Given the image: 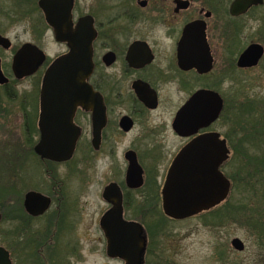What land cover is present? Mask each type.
Wrapping results in <instances>:
<instances>
[{"label": "flooded vegetation", "instance_id": "flooded-vegetation-1", "mask_svg": "<svg viewBox=\"0 0 264 264\" xmlns=\"http://www.w3.org/2000/svg\"><path fill=\"white\" fill-rule=\"evenodd\" d=\"M23 1L0 0V37L9 45L0 44V52L13 53L11 74L3 71L0 57L8 79L0 84V130L4 129L2 119L17 111L13 155L0 157L9 170L7 184L0 183V264H100L102 245L109 260L103 264H126L121 257L108 254L102 225L118 207L124 222L142 227L146 243L141 264H175L158 251V236L148 225L147 214H164L163 191L179 153L198 137L219 134L230 151L220 171L230 180L233 192L227 168L234 158V146L223 131L231 114L237 124L238 147L250 144L255 149L256 154L247 161L256 166L258 175L264 165L260 103L248 99L243 84L239 103L230 101L227 92L230 80L244 83L245 76L257 77L264 71V53L257 65L239 66L250 45L264 49L259 42L246 48L240 44L249 17L260 21L256 33L264 35V2L233 16L231 7L236 0H73L74 27L86 18L92 24V72L86 79L92 92L79 94L85 100L72 116L77 134L73 156L54 161L35 150L41 141V89L45 73L70 48L66 42L56 41L39 0L32 8L24 6L29 0ZM37 9L47 32L64 48L59 55L49 56L35 38L16 44L9 37L22 16L31 19ZM191 24L194 30L187 34ZM30 31L35 37L36 27ZM213 37L219 48L213 45ZM27 43L38 46L47 58L34 75L17 79L12 72L13 58ZM27 80L33 81L32 90H19L20 83ZM212 92L223 101L216 121L198 127L195 113L188 119L180 115L198 93ZM233 105L237 111L232 114ZM56 121L62 120L57 117ZM52 123V117L46 120L50 128ZM252 134L262 137V145L254 147ZM167 149L170 151L165 153ZM90 162H108L110 170L104 173L107 180L97 183L93 196L89 189L94 177L87 171ZM62 167L65 171L59 172ZM247 167L252 169L248 165L241 170ZM227 208L226 200L197 216L220 209L224 220ZM133 211L140 217L133 219ZM165 217L169 222L182 221Z\"/></svg>", "mask_w": 264, "mask_h": 264}, {"label": "water", "instance_id": "water-1", "mask_svg": "<svg viewBox=\"0 0 264 264\" xmlns=\"http://www.w3.org/2000/svg\"><path fill=\"white\" fill-rule=\"evenodd\" d=\"M263 2L236 0L231 7V14H243L251 6ZM38 4L54 31L56 41L66 42L70 52L59 57L44 75L41 89V141L35 150L43 158L65 161L75 151L77 134L72 116L77 105L85 100L79 94L92 92L86 79L92 72L93 29L89 18L80 20L74 27L73 0H39ZM193 26L191 24L186 28L187 34L193 32ZM0 44L9 46L7 39L1 37ZM263 53L261 45H250L242 54L239 66L257 65ZM46 58L42 49L27 43L15 54L12 72L17 79L32 76L45 63ZM5 83H8V79L0 64V84ZM222 108L223 101L217 93H198L180 115L188 119L190 113H195L197 126L202 127L216 121ZM51 117L53 123L50 128L46 120ZM57 117L62 120L59 124L56 123ZM229 153L226 142L217 133L198 137L186 146L169 171L163 191L164 214L174 220H185L226 201L230 195L231 182L220 171V167L229 158ZM102 225L108 237V254L121 257L126 264H141L146 243L141 225L124 222L119 207L102 220ZM231 246L238 252L245 250V244L240 238H233Z\"/></svg>", "mask_w": 264, "mask_h": 264}, {"label": "rangeland", "instance_id": "rangeland-1", "mask_svg": "<svg viewBox=\"0 0 264 264\" xmlns=\"http://www.w3.org/2000/svg\"><path fill=\"white\" fill-rule=\"evenodd\" d=\"M24 6L31 8L33 6L35 7L37 6V0H29L27 4L24 3ZM245 22L247 27H244L246 29L241 35L240 44L243 45L244 48L252 42L264 44V35L256 33V28L259 26L260 21L249 17ZM34 26L37 30L35 37L33 36V31H30ZM9 37L16 44L31 41L35 38L34 40L37 41L38 44L41 45V48L51 57L59 55L64 49L63 46L54 42L52 33L50 31L47 32L39 9L36 10L35 15L33 18L31 17V19L28 18V16H22V21L11 29ZM212 39L213 45L219 48L217 38L213 37ZM0 57L2 58L3 71L5 74H11L13 53L2 51L0 52ZM258 76H260L261 79L258 78ZM258 76L255 77L251 75L247 78L245 76L244 83H238L235 78L230 80L227 91L229 100L234 101V104L240 102H238V94L243 84L248 99L253 100L256 104L259 102L260 108L264 111V71H260V75ZM19 86V90L31 91L33 81H23ZM246 96L245 98H247ZM234 106L235 105L230 109V113L232 112V114L237 111ZM14 113L17 114V111L8 114L2 119L1 125L4 129L0 130V157H6L8 153L11 154L12 150H14L16 136L14 132V127L16 125ZM260 116L263 119L260 126H264V113H260ZM223 131L228 132L232 140V145L234 146V158L227 168L229 177L234 184L229 205L232 207L241 206L242 208L246 206L247 208L251 207L253 209L264 207V190L261 185L263 177L255 172L254 169L256 166L247 161V159H251L250 156L253 157L254 153L256 154L255 149L250 144L242 148L238 147L237 124L235 117L234 120H232L231 114L228 127ZM261 139L262 137L258 134H252V143L254 147L257 148L258 145H262L260 143ZM245 148H247V151H245ZM123 150L122 148L119 151L122 152ZM167 151H170V149L165 150V153ZM245 152L248 154L245 155ZM12 155L13 153L11 156ZM3 162H0V183L7 184L9 181V170L6 165L7 163L5 164ZM248 165H251L252 169L247 167L246 170H241V167ZM58 171L64 172L65 168H59ZM87 171L94 177L92 186L89 189L93 196L99 187L97 183L102 182L101 184H103L105 180H107V175L104 173L110 171L109 163L102 162L97 164L90 162V164L87 165ZM1 187L0 185V188ZM131 215L133 219L140 217V214L135 211H133ZM147 215L149 216L148 225L152 228L154 236H158V238H156V242L158 241L159 243L158 251L170 257L175 264H264V247L258 244L257 232L251 230L245 226V224L241 225L238 222L234 223L230 221L228 212L224 220H222V218L220 220L210 219L209 216L204 215L195 216L179 222H169L162 212L148 213ZM244 215H246V213H244ZM233 238H240L244 242V251L238 252L232 248L231 240ZM105 262H109V260L102 245L99 263L103 264Z\"/></svg>", "mask_w": 264, "mask_h": 264}, {"label": "trees", "instance_id": "trees-1", "mask_svg": "<svg viewBox=\"0 0 264 264\" xmlns=\"http://www.w3.org/2000/svg\"><path fill=\"white\" fill-rule=\"evenodd\" d=\"M260 175L263 177V181L261 183L262 188L264 190V165H262V170L260 171ZM232 197V194L230 198ZM230 198L227 200V212L229 215V220L234 223H240L241 225L245 224L248 228L253 231H256V235L258 236V244L261 247H264V207L259 209L256 208H242L241 206L232 207L230 204ZM233 209V210H232ZM232 210V211H231ZM246 213V215H244ZM210 219H221L220 209L208 214ZM209 221V220H206Z\"/></svg>", "mask_w": 264, "mask_h": 264}]
</instances>
